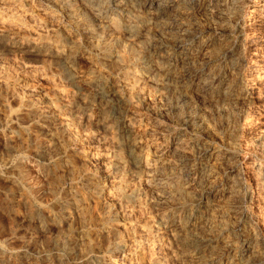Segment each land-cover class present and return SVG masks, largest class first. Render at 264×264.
<instances>
[{"label": "rangeland", "instance_id": "1", "mask_svg": "<svg viewBox=\"0 0 264 264\" xmlns=\"http://www.w3.org/2000/svg\"><path fill=\"white\" fill-rule=\"evenodd\" d=\"M97 1L87 5L86 0H9L8 8H5V15L20 21L19 26L13 28V31L17 30L12 32L13 36L29 41H57L60 46L64 44V47L76 48L79 55L72 69V77L76 80L73 82L55 59L37 56L19 46L9 47L0 42V264H107L126 251L128 263L138 264L139 254L152 243V239L145 234L146 229L154 225L152 228L159 231L157 224H160L161 216H171L175 210L184 209H189V213L198 220L196 229L199 230L195 229L191 234V241L194 239L191 244L196 245L190 244L183 249L182 245L168 238L170 242L167 240L165 246H156L158 264H237L239 260H243L239 264H257L253 254L255 248L250 251L244 244L237 248L238 253L234 258L233 254H228L224 241L220 240L214 246L215 242L207 244L204 240L208 235L213 236L212 220L208 218H211V214L220 217L222 209L225 210L223 219L227 227L218 236L234 243V235L244 232L243 227L239 229L236 215L228 209L231 204H238V199L229 195L231 190L239 189L238 185L232 187V183L236 177H247L244 178L246 183L252 173L264 170V84L248 89L246 100L237 98L241 92L239 76L246 73L252 62L250 53L256 46L264 44L263 38L262 42L256 41L254 44L253 37L264 36V21H254L253 15H248L251 11L249 7L256 13L261 12L264 0H250L252 5L245 0L242 4L244 29L232 15L236 4L230 2L221 6L220 3L225 0H166L167 3L165 0H152L157 4L165 2L164 9H155L157 12L154 9L146 12L143 8L142 4L150 0H127L117 10L113 8L118 0ZM249 28H258V33ZM237 36L243 39H236ZM182 44L194 46V51H179L177 48ZM127 52H130L128 56ZM190 55L193 61L196 59L195 62L189 60ZM85 74L96 77L97 82L92 85L79 80ZM113 91L124 95L120 110L112 109L106 102L107 95ZM129 111L143 123L158 120L161 131L151 136L153 141L156 138L157 142H154L158 145H168L178 139L187 141V138L189 142L195 141V153L187 151L181 156V164L170 161L167 163L169 165H164L166 168L162 167L163 177L187 184L185 192L182 189L179 193V188L174 187L165 191L167 194H152L146 185L145 188L143 184L131 181L125 190L128 202L120 204L114 199L107 202L104 188L108 186L109 179L102 159L111 153L107 158L113 160L118 147L127 144L117 126L121 121L120 116ZM142 139V144L148 141L144 145L152 143L149 137ZM207 148L209 153L219 157V161L216 165L207 166L205 171L213 174L215 183L219 182L225 188V191L219 189L220 193H212L209 197L205 193V184L202 186L205 191L193 185V178L198 181V176L188 175L192 165L206 159L204 151ZM228 152H231V156ZM90 153L96 157L89 164L85 156ZM232 165L240 167L239 173H229ZM199 168L197 166L196 174ZM132 184L134 186H130ZM133 191H139V202L130 200ZM147 195L153 198L149 199ZM156 195L157 198L162 196L163 200L156 199ZM105 204L113 208L116 204L114 217L107 214ZM153 204L157 205L155 209ZM248 205L252 212L259 214L260 206ZM206 222H209L208 226H205ZM263 225L264 222H261L254 233L264 249ZM159 233L164 237L169 235L163 231ZM120 245L125 249H118ZM182 257L184 260L180 259Z\"/></svg>", "mask_w": 264, "mask_h": 264}, {"label": "bare ground", "instance_id": "2", "mask_svg": "<svg viewBox=\"0 0 264 264\" xmlns=\"http://www.w3.org/2000/svg\"><path fill=\"white\" fill-rule=\"evenodd\" d=\"M67 1V0H66ZM69 1V0H68ZM127 0H118L116 2V7L113 8V10H117L119 6H121L122 3L126 2ZM145 1V0H144ZM170 1V0H169ZM218 1V0H217ZM48 2V1H47ZM55 2V1H54ZM71 2V1H70ZM86 4L87 5H91V4H95L96 2H98L97 0H86ZM166 2V0H165ZM164 2V3H165ZM173 2V1H172ZM183 2V1H182ZM221 2V1H219ZM235 3L236 6H234V11H232V15L233 17L236 19L237 22H240L243 26V29H244V25H245V18L243 16V3L245 2V0H225V1H222L220 3V5H226V4H231V3ZM12 3V2H11ZM72 3V2H71ZM164 3H155L153 2L152 0L150 1H147V2H144L142 5H143V8L146 10V12H149L151 11L152 9H156V10H163V5ZM167 3V2H166ZM248 3L250 5H252V2L249 0ZM9 4V0H0V42L5 44V45H9L10 46H19L21 48H24L26 49L28 52L32 53V54H36L37 56L38 55H41V56H46L47 57H50L52 59H55V61L61 63V65L64 67V70H65V74L74 82V78L72 77V69H73V66H74V61L76 60V58L78 57L79 53H78V50L74 47L72 48H67V47H64V44L63 46H60V44L57 42V41H53V40H50V41H36V40H25L23 38H18V37H15L12 35V32H16V31H13L14 27L17 25V27L19 26V23L20 21L15 19L14 17L10 18V16L8 17L7 15L4 14L5 12V8L7 7V5ZM16 4V3H15ZM14 4V5H15ZM70 4V3H69ZM178 4V2H177ZM13 5V4H12ZM103 5V4H102ZM249 5V6H250ZM96 6V5H95ZM99 6V5H98ZM105 6V5H104ZM175 6V5H174ZM248 6V5H247ZM248 6V7H249ZM12 7V6H11ZM63 7V6H62ZM137 7V6H136ZM177 7V6H176ZM262 7V6H261ZM8 8V7H7ZM6 8V9H7ZM66 8V7H65ZM99 8V7H97ZM226 8V7H225ZM71 9V8H70ZM103 9V7H102ZM122 9V8H121ZM229 9V8H228ZM247 9V8H246ZM249 9H251V11L249 10V16L250 14L253 15L254 17V21L256 20V22H261V21H264V8H262L263 11H259L258 13H256L254 10H252L253 8L252 7H249ZM259 9V7H258ZM11 10V8H10ZM15 10V9H14ZM110 10V8L108 9ZM124 10V9H123ZM126 10V9H125ZM153 10V11H154ZM155 10V12H157ZM194 10V9H193ZM118 12V11H117ZM126 12V11H125ZM28 13V12H27ZM114 13V11H113ZM162 13V12H161ZM247 13V11H246ZM9 14V13H8ZM117 14V13H116ZM137 14V13H136ZM182 14V13H181ZM15 15V14H13ZM17 15V14H16ZM33 15V14H32ZM50 15V14H49ZM95 15V14H94ZM107 15V14H106ZM133 15V14H132ZM156 15V14H155ZM12 16V15H11ZM47 16V15H46ZM137 16V15H136ZM17 17V16H16ZM114 17V16H113ZM50 18V17H49ZM248 18H251V17H248ZM19 19V18H18ZM81 19V17H80ZM79 19V20H80ZM83 19V18H82ZM106 19V18H105ZM142 19V18H141ZM21 20V19H20ZM23 20V19H22ZM34 20V19H33ZM143 20V19H142ZM36 21V20H35ZM136 21V20H135ZM26 22V21H25ZM33 22V21H32ZM80 22V21H79ZM82 22V20H81ZM84 22V21H83ZM82 22V23H83ZM236 23V22H235ZM257 23V24H258ZM262 23V22H261ZM23 24V23H22ZM27 24V22H26ZM25 24V25H26ZM86 24V23H85ZM84 24V25H85ZM137 24V23H136ZM237 24V23H236ZM249 24V23H248ZM106 25V23H105ZM104 25V26H105ZM110 25H113V24H110ZM134 25H135V22H134ZM247 25V24H246ZM21 26V25H20ZM89 26V25H88ZM237 26V25H236ZM255 26V25H254ZM259 26V25H258ZM70 27V26H69ZM86 27V25H85ZM165 27V26H164ZM223 27V26H222ZM252 27V26H251ZM262 27V26H261ZM46 28V27H45ZM72 28V27H71ZM78 28V27H77ZM112 28V27H111ZM247 28V27H246ZM73 29H75L73 27ZM80 29V28H79ZM85 29V28H84ZM105 29V28H104ZM114 29V27H113ZM119 29V28H118ZM157 29V28H156ZM237 29V28H236ZM251 30H253L255 33H258L256 31H258L259 29H255V28H249ZM264 29V28H263ZM93 30V29H92ZM115 30V29H114ZM113 30V32H114ZM145 30V29H144ZM180 30V29H179ZM246 30V29H245ZM26 31V30H25ZM80 31V30H78ZM84 32H86V30H83ZM82 31V32H83ZM90 31V30H89ZM88 31V32H89ZM116 31V30H115ZM228 31V30H227ZM233 31V30H232ZM251 31V32H253ZM264 31V30H263ZM22 32V31H21ZM231 31H229L228 33H230ZM249 32V31H248ZM19 33V32H18ZM32 33V32H31ZM78 33V32H77ZM93 33V32H92ZM234 33V32H233ZM241 33V32H240ZM239 33V34H240ZM262 33V32H260ZM82 34V33H80ZM247 34V33H246ZM77 35V34H75ZM74 35V37H75ZM236 35V33H235ZM252 35V34H251ZM260 35V34H258ZM262 35V34H261ZM24 36V35H23ZM33 36V35H32ZM39 36V35H38ZM195 36V35H194ZM245 36V34H244ZM42 37V36H40ZM186 37V36H185ZM192 37V36H191ZM226 37V36H225ZM241 36H237L236 39H243V35L242 37L243 38H239ZM249 37V36H248ZM44 38V37H43ZM137 38V37H136ZM153 38V37H152ZM177 38V37H176ZM175 38V39H176ZM232 38V37H231ZM251 38V37H250ZM255 39L254 41V44H256V41L259 43V42H262V38L264 39V36H260V37H253ZM74 39V38H72ZM97 39V38H96ZM101 39V37H100ZM179 39V38H178ZM184 39V38H183ZM192 39V38H191ZM198 39V38H197ZM228 39V38H227ZM235 39V38H233ZM232 39V40H233ZM180 40V39H179ZM178 40V41H179ZM217 40V39H216ZM220 40V39H219ZM101 42V40H98ZM96 41V42H98ZM191 41V40H190ZM241 41H244V40H241ZM252 41V39H251ZM188 42V41H186ZM220 42V41H219ZM75 43V42H74ZM224 43H227L226 41H224ZM232 43V42H231ZM237 43V42H236ZM180 44V43H179ZM197 44V43H196ZM195 44V45H196ZM208 44V43H207ZM262 44V43H261ZM145 45V44H144ZM148 45V44H147ZM178 45V44H176ZM199 45V44H198ZM229 45H231L229 43ZM227 45V46H229ZM233 45V44H232ZM240 45H244V44H241ZM239 45V46H240ZM113 46V45H112ZM116 46V45H115ZM237 46V45H236ZM149 47V46H148ZM198 47V46H196ZM230 47V46H229ZM15 48V47H14ZM81 48V47H80ZM113 48V47H112ZM131 48V47H130ZM133 48V47H132ZM140 48V47H139ZM150 48V47H149ZM232 48V47H230ZM106 49V48H105ZM114 49V48H113ZM176 49V48H175ZM179 51L181 52H186V53H190L191 51H194V46H191V45H188V44H182V45H179V47L177 48ZM198 49V48H197ZM200 49V47H199ZM222 49V48H221ZM229 49V48H228ZM242 49V48H240ZM82 50V49H81ZM138 50V49H137ZM214 50V49H212ZM100 51V50H99ZM98 51V52H99ZM128 51V50H126ZM198 51V50H196ZM201 51V50H200ZM206 51V50H205ZM228 51V50H227ZM226 51V52H227ZM80 52V51H79ZM85 52V51H84ZM101 52V51H100ZM105 52V51H104ZM138 52V51H137ZM230 52V50L228 51ZM242 52V51H241ZM245 52V51H244ZM248 52V51H247ZM97 53V52H95ZM109 53H110V50H109ZM121 53V52H120ZM128 53L130 52H127V56L129 55ZM148 53V52H147ZM81 54V53H80ZM91 54V53H90ZM93 54H94V51H93ZM142 54V53H141ZM217 54V53H216ZM244 54V53H243ZM122 55V53L120 54ZM143 55V54H142ZM195 55V54H194ZM223 55V54H222ZM242 55V54H241ZM248 55V54H246ZM131 56V55H130ZM141 56V55H140ZM144 56V55H143ZM185 56V55H184ZM237 56V55H236ZM96 57V56H95ZM94 57V58H95ZM142 57V56H141ZM252 57V58H251ZM89 58V57H88ZM128 58V57H127ZM144 58V57H143ZM145 58L146 55H145ZM144 58V59H145ZM157 58V57H156ZM189 60H192L193 61V57L192 55L189 56ZM250 58L252 59V62L251 64L248 66L247 68V71L245 74L240 77V93L238 94L237 98L240 99V100H246L247 99V96L245 95L246 91L248 89H254L255 87H258L259 85L261 84H264V44L263 46H256L255 49H253V52L250 53ZM249 58V59H250ZM93 59V58H92ZM97 59V58H95ZM102 59V58H101ZM117 59V58H116ZM120 59V57H119ZM124 59V58H123ZM153 59V58H152ZM195 59V58H194ZM107 60V59H105ZM149 60V59H148ZM53 61V60H51ZM90 61V60H88ZM92 61V60H91ZM141 61V60H140ZM161 61V60H160ZM185 61V60H184ZM196 61V59H195ZM193 61V62H195ZM217 61V60H216ZM244 61V60H243ZM97 62V61H96ZM129 62V60H128ZM187 62V60H186ZM58 63V64H59ZM93 63V62H92ZM99 64V63H98ZM125 64V62H124ZM131 64V63H130ZM144 64V63H143ZM128 65V64H127ZM145 65V64H144ZM192 65V64H191ZM130 66V65H129ZM135 66V65H133ZM137 66V65H136ZM146 66V65H145ZM153 66H156L153 65ZM151 68V67H150ZM219 69V68H218ZM217 69V70H218ZM157 70V69H156ZM155 70V71H156ZM208 71V70H207ZM215 71V70H214ZM213 71V72H214ZM164 72V71H163ZM168 72V71H166ZM97 73V72H96ZM157 73V72H156ZM165 73V72H164ZM227 73V72H226ZM75 74V73H74ZM95 74V72H94ZM127 74V73H126ZM138 74V73H137ZM211 74V73H210ZM209 74V75H210ZM77 75V74H76ZM75 75V76H76ZM123 75V74H122ZM136 75V74H135ZM157 75V74H156ZM155 75V77H156ZM160 75V74H158ZM82 76V75H81ZM96 76V75H95ZM133 76V75H132ZM154 76V74H153ZM80 77V76H79ZM142 77V76H141ZM158 78V77H157ZM105 79V78H104ZM132 79V77H131ZM154 79V77H153ZM186 79V78H185ZM212 79V78H211ZM78 80V79H77ZM79 80H82L84 83H91L92 85L95 84L97 82V78L94 77V78H91L90 75L88 74H85L83 75L82 77L79 78ZM99 80V78H98ZM146 80V79H145ZM76 81V80H75ZM49 82V81H48ZM51 82V81H50ZM101 82V81H100ZM121 83V82H120ZM129 83V82H128ZM225 83V82H224ZM230 83V82H229ZM239 85V84H238ZM96 86V85H95ZM121 86V85H120ZM127 86V84H126ZM263 86V85H262ZM101 87V86H100ZM108 87V86H106ZM140 87V86H139ZM261 87V86H259ZM258 87V88H259ZM52 88V87H51ZM104 88V87H103ZM119 88V87H118ZM123 88V87H122ZM228 88V87H227ZM50 89V88H49ZM112 89V88H111ZM125 89V88H124ZM136 89V88H135ZM238 89V88H237ZM119 90V89H118ZM121 90V88H120ZM261 90V89H259ZM53 91V90H52ZM58 91V90H57ZM101 91V90H99ZM103 91V90H102ZM106 91V90H105ZM236 91V90H235ZM254 91V90H253ZM56 92V91H55ZM119 92V91H118ZM118 92H115L113 91L111 94H108L107 97H106V102L109 103L110 107L112 109H119L122 108L121 105L123 104L122 102V99L124 95H120L118 94ZM231 92H232V89H231ZM256 92V91H255ZM123 93V92H122ZM130 93V92H129ZM139 93V92H138ZM259 93V92H258ZM257 93V94H258ZM53 94V93H52ZM55 94V93H54ZM57 95H59L60 93H57ZM65 94V93H64ZM132 94V93H131ZM103 95V94H102ZM234 95V94H233ZM61 96V94H60ZM66 96V95H65ZM105 96V95H104ZM133 96V95H132ZM226 96H228L226 94ZM249 96V95H248ZM253 96V95H252ZM56 97V96H55ZM59 97V96H58ZM64 97V96H63ZM139 98V95L137 96ZM49 98V97H48ZM62 98V97H61ZM67 98V97H65ZM133 98V97H132ZM212 98V97H211ZM253 98V97H252ZM136 99V98H135ZM228 99V98H227ZM237 99V100H238ZM129 100V99H128ZM230 100V99H228ZM227 100V101H228ZM236 100V99H235ZM77 101V100H76ZM80 101V100H79ZM136 101V100H134ZM91 102V101H90ZM101 102V101H100ZM127 102V101H126ZM84 103V102H83ZM130 103V102H129ZM246 103V102H245ZM62 104V103H61ZM69 104V103H68ZM248 104V103H247ZM67 105V104H66ZM88 105V104H87ZM105 105V104H104ZM132 105V104H131ZM69 106V105H68ZM76 106V105H75ZM66 107V106H65ZM64 107V109H65ZM70 107V106H69ZM68 107V108H69ZM107 107V106H106ZM105 107V108H106ZM132 107V106H131ZM134 107V106H133ZM232 107V106H231ZM72 108V107H71ZM69 108V109H71ZM78 108V107H77ZM102 108V107H100ZM108 108V107H107ZM126 108V106L124 107ZM136 108V107H134ZM131 109V108H129ZM225 109V108H224ZM62 110V109H61ZM122 110V109H121ZM67 111V109H66ZM76 111V110H75ZM134 111V110H133ZM139 111V110H138ZM137 111V112H138ZM81 112V111H80ZM136 112V114H137ZM180 112V111H179ZM55 113V112H54ZM82 113V112H81ZM116 113H119V112H116ZM156 113V112H155ZM83 114V113H82ZM102 114V113H101ZM85 115V114H84ZM155 115V114H154ZM56 116V115H55ZM58 116V115H57ZM139 116V115H138ZM114 117V115H113ZM142 117V116H140ZM145 117V116H144ZM152 117V116H151ZM59 118V117H58ZM103 118V117H102ZM121 118V121L119 123V125L117 126V130H119L120 134L126 139V145L124 144V146H121V147H118V151H117V155H115L114 159L113 160H109V155L107 156H104L102 161L105 162V173H106V176L108 177L109 179V184L108 186H106V188H104L105 190V198L107 197V202H110L109 200H117V203L119 202L120 204L121 203H126L128 202V197L125 195V190L128 188L127 187V183L131 182V181H137L139 184H143V187H145L144 185H146L147 188H149V190H151L152 194H158L160 193L159 195H161L163 192H167L169 189L171 188H179V193L182 191L185 192V189L187 187V184L183 183V182H178L175 180V182L172 181H169L167 178H165V176L163 177V172H162V167L167 164V163H170L173 162V163H182L183 160L181 161V156L182 154H184L185 152H189V153H192L194 150H196V143L195 141L194 142H189L188 138H187V141H184V140H175V141H171L168 145H163V144H157L155 143L154 141H156L154 139L151 138V136L154 134V133H158L161 131V125L160 123L157 121H148V123H143L141 120H138L136 118V116L134 115L133 112L129 111L127 112L126 114H123L122 116H120ZM139 118V117H138ZM185 118V117H184ZM63 119V118H62ZM56 120H57V117H56ZM61 120V118H60ZM105 120V119H104ZM112 120V119H111ZM162 120V119H161ZM246 120V119H245ZM114 121V120H113ZM146 121V120H145ZM248 121V120H247ZM66 122H69L68 120ZM106 122V121H105ZM114 123V122H113ZM118 123V121H117ZM167 123V122H166ZM61 124V123H60ZM172 124V123H171ZM63 125V124H62ZM246 125V124H245ZM164 126V125H163ZM61 127V126H60ZM242 127V126H241ZM240 127V128H241ZM72 128V127H71ZM176 128V127H175ZM244 128V127H243ZM105 129V128H104ZM112 129V128H111ZM69 130V129H68ZM110 130V129H109ZM112 130H116V129H112ZM116 130V131H117ZM66 131V130H65ZM195 132V131H193ZM170 133V132H169ZM175 133V132H174ZM238 133V131H237ZM194 134V133H192ZM202 134V133H201ZM118 135V134H117ZM160 135V134H159ZM162 135V134H161ZM185 135V134H184ZM199 135V134H198ZM206 135H208L206 133ZM187 136V135H186ZM194 136H196L194 134ZM143 137H149L150 139H152V143L150 145H144L145 143L147 144V142H145L144 144H142L141 142V139ZM162 137H164V135H162ZM183 137V136H182ZM208 137V136H207ZM191 138V137H189ZM193 138V137H192ZM149 139V140H150ZM159 139V138H158ZM186 139V138H185ZM197 139V138H196ZM143 140V139H142ZM238 140V139H237ZM198 141V140H197ZM196 141V142H197ZM157 142V141H156ZM160 142V141H159ZM164 142V141H163ZM200 143V142H199ZM235 143V142H234ZM238 143V142H237ZM106 144V143H105ZM123 144V143H121ZM149 144V143H148ZM241 144V143H240ZM114 145V144H113ZM118 145V144H117ZM116 145V146H117ZM77 146V145H76ZM159 146V148H158ZM202 146V145H201ZM239 146V145H238ZM203 147V146H202ZM207 147V146H206ZM231 147V146H230ZM242 147V146H241ZM240 147V148H241ZM113 148V147H112ZM210 148V147H209ZM209 148H207L204 152L207 154L206 156V159L205 160H201V162H199L198 164H194L191 166V168L189 169V174H192L193 175H196L198 176V181L197 179L194 177L193 180H194V183L193 185L196 186H199L201 189L200 191L203 189L202 186L203 184H205L207 186L206 190L205 191L203 189V191H205V193L208 195L210 194H214L216 195L218 192H219V189L220 191H225V188L223 187L222 184H219L218 183H215L216 182V179H215V176H213V174L211 175L210 173H207L206 168L207 166L209 167L210 165H216V163L219 161V157H217L216 155H214V153H209L210 150H208ZM228 148V147H227ZM234 148V147H233ZM236 148H238L236 146ZM239 148V149H240ZM199 149V148H198ZM205 149V148H204ZM203 149V150H204ZM230 149V148H229ZM117 150V149H116ZM228 150V149H226ZM231 150V149H230ZM237 150V149H235ZM252 150V149H251ZM199 151V150H198ZM239 150H237L238 152ZM107 152V151H106ZM109 152V151H108ZM116 152V151H115ZM232 152V150H231ZM231 152H228V155L231 153ZM235 152V151H234ZM233 152V153H234ZM240 152H241V149H240ZM246 152V151H245ZM195 153V151H194ZM232 153V154H233ZM106 154V153H105ZM116 154V153H115ZM198 154V153H197ZM217 154V153H216ZM227 154V153H226ZM239 154V153H238ZM112 155V154H111ZM204 155V154H203ZM237 155V154H236ZM191 156V155H190ZM193 156V155H192ZM191 156V157H192ZM225 156V155H224ZM231 156V154H230ZM95 157L96 155L95 154H87L85 156V159L87 160V162H94L95 161ZM199 157V156H198ZM197 157V158H198ZM237 157V156H236ZM187 158V157H186ZM189 159V158H188ZM237 159V158H236ZM196 160V159H195ZM226 160V159H225ZM229 160V159H228ZM85 161V160H83ZM227 161V160H226ZM229 162V161H228ZM242 162V161H241ZM251 163V162H250ZM172 164V163H171ZM179 164V165H180ZM169 165V164H167ZM173 165V164H172ZM171 165V166H172ZM175 165V164H174ZM186 165V164H185ZM240 165V164H238ZM103 166V165H102ZM130 166V168H129ZM176 166V165H175ZM187 166V165H186ZM197 166L200 167L199 168V172H197L196 174V171H197ZM249 165L247 164V167ZM252 166V165H251ZM165 167V166H164ZM163 167V169H164ZM169 167V166H168ZM167 167V168H168ZM174 167V166H173ZM188 167V166H187ZM250 167V166H249ZM129 168V169H128ZM166 168V167H165ZM179 168V167H178ZM185 168V167H184ZM242 168V167H241ZM246 168V166H245ZM247 169V168H246ZM171 170V169H170ZM176 170V169H175ZM188 170V169H187ZM209 170V169H208ZM239 170H240V167L237 165H232L230 167V170H229V173L233 174V173H239ZM252 170V169H251ZM212 171V170H211ZM224 171V170H223ZM243 171V170H242ZM172 172V171H171ZM179 172V171H177ZM186 172V171H185ZM182 173V172H181ZM180 173V174H181ZM213 173V172H212ZM85 174V173H83ZM165 174V173H164ZM179 174V173H178ZM183 175V174H182ZM181 175V176H182ZM186 175V174H185ZM242 175V174H241ZM83 176V175H82ZM168 176V175H167ZM237 176V175H236ZM243 176V175H242ZM169 177V176H168ZM175 177V176H174ZM178 177V175H177ZM180 177V176H179ZM172 178V176H171ZM244 178H247V177H236V179L233 181L232 183V187L233 185L235 186L236 188V185H238V190H229L231 197L235 196L236 199H238V204L237 205H233L231 204L232 206L228 207V209L230 211H232L231 213H234L238 219V226H239V229L240 228H244V232L242 234H235L234 235V243H231L229 241H226L224 238H221L220 236H218L219 233H222L224 231H226V221L223 219L224 217V214H225V210L221 209L220 210V213L222 214L220 217H215V216H212L211 214V218L209 217L208 219H211L212 220V223H210V225L212 224L213 226V229L212 230V234L213 236H209L210 238H205L204 240V243L206 242L207 244H213L214 242V246H216V243L219 242L220 240L224 241L223 244H226L228 248V254H233L234 255V258L237 256V248L242 246V245H246L248 246V249L251 251L252 248H255L253 254H255V258L257 259V264H264V249L263 247H261V244H260V241H259V237L258 235H256L254 233L255 229L257 226H259L261 224V222H264V170H261L260 172H255V173H252L249 177H248V181L245 183L246 180H244ZM196 179V180H195ZM183 180V179H182ZM197 181V182H196ZM230 182V181H229ZM105 183V182H104ZM137 183V185H138ZM215 183V184H213ZM82 184V183H81ZM87 184V183H86ZM89 184V183H88ZM135 184V183H134ZM190 184V183H189ZM135 185V186H137ZM192 185V184H191ZM229 185V184H228ZM231 185V184H230ZM229 185V186H230ZM85 186V185H84ZM129 186V185H128ZM130 186H134L133 184L130 185ZM190 186V185H189ZM145 187V188H146ZM192 187V186H191ZM231 187V186H230ZM88 188V187H87ZM93 188V187H92ZM133 188V187H131ZM174 188V189H175ZM89 189V188H88ZM192 189V188H191ZM144 190V189H142ZM146 190V189H145ZM148 190V191H149ZM128 191V190H127ZM196 191V190H195ZM198 191V189H197ZM196 191V192H197ZM202 191V192H203ZM93 192H94V189H93ZM150 192V193H151ZM162 192V193H161ZM165 192V193H166ZM190 192V191H189ZM192 192V191H191ZM144 193V192H143ZM149 193V194H150ZM198 193V192H197ZM196 193V194H197ZM220 193V192H219ZM233 193V194H232ZM96 194V193H95ZM142 194V193H141ZM147 194V193H146ZM151 194V196H152ZM167 194V193H166ZM169 194V193H168ZM172 194V193H171ZM175 194V192H174ZM202 194V193H201ZM90 195V194H88ZM130 195V194H129ZM179 195V194H178ZM206 195V196H207ZM228 195V194H227ZM77 196V195H76ZM139 196H140V193L139 191H133L132 195L130 196V200L131 199H135V202L138 201L139 202ZM149 197V195H147ZM199 196V195H198ZM211 196V195H210ZM146 197V195H145ZM144 197V198H145ZM168 197V196H167ZM177 197V196H175ZM193 197V196H192ZM202 198V196H200ZM100 198H103V197H100ZM104 198V199H105ZM150 198H153V197H149ZM162 199V196L160 197ZM160 198L158 197L157 198V195H156V199H159ZM164 198L165 195H164ZM188 198V197H187ZM196 198V197H195ZM199 198V197H198ZM205 198V197H204ZM234 198V199H235ZM148 199V200H149ZM167 199V198H166ZM165 199V200H166ZM172 199V198H171ZM178 199V198H177ZM203 199V198H202ZM230 199V198H229ZM113 200V201H114ZM141 200H143L141 198ZM163 200V199H162ZM170 200V198H169ZM176 200V199H175ZM132 201V200H131ZM134 201V200H133ZM196 201V200H195ZM199 201V199H198ZM206 201V200H205ZM204 201V202H205ZM232 201V200H231ZM236 201V200H235ZM153 202V201H152ZM161 202V201H160ZM173 202V201H172ZM171 202V203H172ZM180 202V200H179ZM183 202V201H181ZM200 202V201H199ZM134 203V202H133ZM156 203V202H155ZM162 203V202H161ZM164 203V202H163ZM166 203V202H165ZM234 203V202H233ZM248 203H250L252 206L254 205H258L260 206L259 208L261 209L259 211V214H256L254 212H252V208L249 207ZM176 204V203H175ZM180 204V203H179ZM178 204V206H180ZM182 204V203H181ZM185 204V203H184ZM208 203H206L205 205H207ZM102 205V204H101ZM104 205V204H103ZM128 205V204H127ZM125 205V206H127ZM130 205V204H129ZM128 205V206H129ZM135 205V203H134ZM156 205V204H155ZM153 204V208L155 206ZM161 205V204H160ZM164 205V204H163ZM167 205V204H166ZM106 211H107V214H109L111 217H114V214H115V210L114 208L116 207V204H114V208L112 205H106ZM118 206V205H117ZM121 206V205H120ZM124 206V205H123ZM178 206H175L178 207ZM182 206L184 207L185 205L182 204ZM181 206V207H182ZM187 206V205H186ZM190 206V205H188ZM187 206V207H188ZM194 206V205H193ZM196 206V205H195ZM199 206V205H198ZM214 206V205H213ZM212 206V207H213ZM130 207H133L130 206ZM157 207V205L155 206ZM182 207V209H183ZM191 207V206H190ZM207 207V206H206ZM262 207V208H261ZM142 208V207H141ZM161 208V207H160ZM179 208V207H178ZM193 208V207H192ZM215 208V207H214ZM258 208V209H259ZM126 209V208H125ZM129 209V207H128ZM138 209V207H137ZM155 209V208H154ZM158 209V208H157ZM156 209V210H157ZM169 209V208H168ZM197 209V208H196ZM203 209V208H202ZM242 209V210H241ZM120 210V208H119ZM132 210V209H131ZM150 210V209H149ZM159 210V209H158ZM157 210V211H158ZM162 210V209H161ZM172 210V209H171ZM241 210V211H240ZM125 211V210H124ZM160 211V210H159ZM170 211V210H168ZM174 211V210H173ZM191 211V210H190ZM200 211V210H199ZM215 211V210H214ZM228 211V210H227ZM128 212V211H126ZM134 212V211H133ZM141 212V211H140ZM163 212V211H162ZM165 212V211H164ZM213 212V210H212ZM210 212V213H212ZM216 212V211H215ZM102 213V212H101ZM129 213V212H128ZM128 213H126L128 215ZM170 213V212H169ZM209 213V215H210ZM214 213V212H213ZM105 214V213H103ZM106 214V216H107ZM124 214V213H123ZM204 214V213H203ZM217 214V213H216ZM214 214V215H216ZM102 215V214H101ZM116 215V214H115ZM121 215V214H120ZM119 215V216H120ZM132 215V214H131ZM130 215V217H131ZM135 215V213H134ZM144 215V214H143ZM165 215V214H163ZM169 215V214H167ZM206 215V214H205ZM220 215V214H219ZM218 215V216H219ZM133 216V215H132ZM199 216V215H198ZM208 216V215H207ZM234 216V215H233ZM122 217V216H121ZM162 219L160 220V224H157V228L159 227V231H157L155 228L153 229L152 227H154V225L150 228H147L146 231H145V234L147 237H150L152 239V243L151 245H148L149 247L147 248L146 251H142L140 254H139V258H138V264H158V258H157V254H156V246L157 245H160V248H162L163 246H165V242H168V238L169 239H172V241H175L176 243H178L179 245H182L183 249L187 248L190 246L191 242H193V240L191 241V234L195 231L196 229V226H197V222L198 220L193 216L192 213H189V209L187 210H178L176 212L171 214V216H166V217H163L161 216ZM137 218V217H136ZM207 218V217H206ZM235 218V217H234ZM200 219V218H199ZM118 220V219H117ZM106 221V220H105ZM116 221V220H115ZM200 221V220H199ZM205 221V220H204ZM209 221V220H208ZM118 222V221H117ZM126 222V221H125ZM153 222V221H152ZM230 222V221H228ZM235 222V223H236ZM101 224H104V223H108V222H100ZM146 223V221H145ZM209 223V222H206V224ZM124 224V223H122ZM127 224V222H126ZM108 225V224H107ZM230 225V224H229ZM103 226V225H102ZM125 226V225H124ZM199 226V225H198ZM205 226H208L205 225ZM113 227V225H112ZM123 227V226H122ZM129 227V226H128ZM132 227V226H131ZM136 227V226H135ZM210 227V226H209ZM264 227V225H263ZM262 227V228H263ZM118 228V227H117ZM124 228V227H123ZM204 228V227H203ZM208 228V227H207ZM121 229V228H120ZM131 229V228H129ZM142 229V228H141ZM198 229V228H197ZM196 229V230H197ZM264 229V228H263ZM107 230V229H106ZM109 230V229H108ZM123 230V229H122ZM133 230V228H132ZM163 231L165 234H169L167 237H164L162 234H158V232H161ZM199 230V229H198ZM111 231V230H109ZM121 231V230H120ZM129 231V230H128ZM139 231V230H138ZM137 231V232H138ZM197 232V231H196ZM235 232V231H234ZM106 233V232H105ZM111 233V232H110ZM127 234V233H126ZM258 234V233H257ZM128 235V234H127ZM132 235V234H131ZM220 235V234H219ZM106 236V235H105ZM142 236V235H141ZM194 236V235H193ZM121 237V236H120ZM201 237V236H200ZM199 237V239H200ZM106 238V237H105ZM143 238V237H142ZM226 238V237H225ZM121 239V238H120ZM118 239V240H120ZM124 240V239H123ZM168 240V241H167ZM198 240V239H196ZM203 240V239H202ZM201 240V241H202ZM199 241V240H198ZM113 242V241H112ZM120 242V241H119ZM170 242V241H169ZM175 242L173 244H175ZM116 244V243H115ZM119 244V243H118ZM194 244V243H192ZM191 244V245H192ZM114 245V244H113ZM170 245V243L168 244ZM196 245V244H194ZM204 246H206L205 244H203ZM141 246V245H140ZM147 246V245H146ZM176 247V245H174ZM173 246V247H174ZM201 246V245H200ZM144 247V246H143ZM166 247H168L166 245ZM181 247V246H180ZM202 247V246H201ZM121 248L123 249L124 247L122 245H120V249ZM171 248V246H170ZM192 248V247H191ZM225 248V247H224ZM116 249V248H115ZM125 249V248H124ZM136 249V248H134ZM138 249V248H137ZM136 249V250H137ZM167 249V248H165ZM189 249V248H188ZM210 249V248H209ZM130 250V249H129ZM164 250V249H163ZM191 250V249H190ZM195 250V249H194ZM246 250V249H245ZM73 251V250H72ZM173 251V250H172ZM187 251V250H186ZM193 251V250H192ZM196 251V250H195ZM194 251V253H195ZM201 251V250H200ZM203 251V250H202ZM219 251V250H218ZM239 251V250H238ZM253 251V250H252ZM127 252V251H126ZM125 252V253H126ZM136 252V251H135ZM158 252V251H157ZM162 252V251H161ZM167 252V251H166ZM169 252V251H168ZM174 252L175 254L176 251L174 249ZM181 252H182V249H181ZM199 252V251H198ZM205 252V251H204ZM121 254L120 257H116V258H112L107 264H127L128 263V253L126 254ZM160 253V252H159ZM158 253V254H159ZM193 253V254H194ZM217 253V252H215ZM227 253V252H226ZM167 254V253H166ZM172 254V253H171ZM205 254V253H204ZM203 254V255H204ZM227 254V255H228ZM250 254V253H249ZM117 255V254H116ZM133 255V254H132ZM136 255V254H135ZM168 255V254H167ZM170 255V254H169ZM178 255V254H177ZM187 255V254H186ZM190 255V253L188 254ZM200 255V254H199ZM212 255V254H210ZM216 255V254H215ZM213 254V256H215ZM252 255V254H251ZM118 256V255H117ZM134 256V255H133ZM175 255H173L174 257ZM206 256V255H205ZM209 256V255H208ZM232 256V255H231ZM115 257V256H114ZM160 257V255H159ZM162 257V256H161ZM171 257V256H170ZM178 257V256H177ZM181 257V256H180ZM199 257V256H198ZM207 257V256H206ZM217 257H220V256H217ZM164 258V256H163ZM179 258V257H178ZM186 258V256H185ZM188 258V256H187ZM214 258V257H213ZM221 258V257H220ZM253 258V257H251ZM254 258V259H255ZM161 259V258H159ZM181 260L183 259L180 258ZM227 259V258H225ZM232 259V258H231ZM240 259V258H239ZM184 260V259H183ZM191 260H194L191 259ZM190 260V261H191ZM202 260V258H201ZM206 260V259H204ZM211 260V259H210ZM213 260H216V259H213ZM212 260V261H213ZM235 260V259H234ZM105 261V260H104ZM163 261V260H162ZM161 261V262H162ZM174 261V260H173ZM178 261V260H176ZM180 261V260H179ZM178 261V262H179ZM200 261V260H199ZM203 261V260H202ZM202 261L200 263H202ZM241 260L238 261L237 264H239ZM243 261V260H242ZM241 261V262H242ZM247 261V260H246ZM103 262V261H102ZM168 262V259L167 261ZM215 263H217L216 261H214ZM230 262V261H229ZM232 262V261H231ZM256 262V261H255ZM130 263V262H129ZM128 263V264H129ZM182 263V262H181ZM193 263V262H192ZM209 263V262H208ZM211 263V262H210ZM222 263V262H221ZM105 264V262H104ZM137 264V263H136ZM176 264V263H175ZM180 264V263H179ZM190 264V262H189ZM195 264V263H194ZM207 264V262H206ZM213 264V263H212ZM244 264V263H243ZM255 264V263H254Z\"/></svg>", "mask_w": 264, "mask_h": 264}]
</instances>
